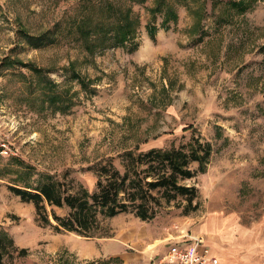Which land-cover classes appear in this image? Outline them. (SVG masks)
I'll list each match as a JSON object with an SVG mask.
<instances>
[{
    "label": "rangeland",
    "instance_id": "rangeland-1",
    "mask_svg": "<svg viewBox=\"0 0 264 264\" xmlns=\"http://www.w3.org/2000/svg\"><path fill=\"white\" fill-rule=\"evenodd\" d=\"M152 1L132 8L140 22L132 50L90 55L74 29L89 13L84 0H0V62L16 63L0 69V231L26 250L0 264H69L66 249L51 247L76 235L41 227L32 204L7 187L50 175L92 191L100 165L120 170L123 152L178 146L190 134L211 147L205 172L184 182L197 190V210L185 216L176 203L163 205L146 223L119 214L103 219L96 237L107 244L133 232L129 256L139 251L134 242L163 251L187 236L217 240L223 250L232 236L236 247L264 245V2L234 0L246 4L240 13L225 6L229 0H193L176 7L175 25L150 38ZM21 28L57 41L33 49L16 37ZM22 63L49 83L42 87ZM50 91L67 98L65 106L52 107ZM106 254L89 264H120Z\"/></svg>",
    "mask_w": 264,
    "mask_h": 264
},
{
    "label": "trees",
    "instance_id": "trees-1",
    "mask_svg": "<svg viewBox=\"0 0 264 264\" xmlns=\"http://www.w3.org/2000/svg\"><path fill=\"white\" fill-rule=\"evenodd\" d=\"M84 1L89 13L81 17L74 27L80 48L90 55L116 48L132 50L140 26L132 8L147 0ZM191 1L193 0H153L152 7L147 9L149 22L145 29L148 36L154 38L158 28L166 31L170 23L175 25L176 7H187V3ZM224 4L240 13L246 8L245 3L234 0ZM156 16L160 19L158 27L155 25ZM15 34L18 40L33 49L50 46L57 41L55 35L50 36L49 32L31 36L21 28ZM15 64L7 56L1 60L0 69L7 70V67ZM19 65L30 70L42 87L49 83L41 69L24 63ZM72 73L75 74L77 83L86 88L77 74ZM48 93L50 95L47 99L52 107L65 106L67 98L51 91ZM67 109L68 107H63L61 110L63 112ZM137 150L134 147L120 155V170L110 164L100 165L92 191L71 179L58 180L50 175L38 176L34 186H11L7 190L21 203L32 204L36 222L41 227L49 226L55 233H74L83 238L96 237L101 221L115 218L119 214H132L146 223L158 216L163 205L171 203H176V207L181 208V213L185 216L196 211L197 190L184 182L205 172L211 156L209 143L199 135L190 134L187 141L178 146L151 148L144 152ZM191 164L196 165L195 170L190 169ZM56 209L65 210V214L57 215ZM13 253L22 257L26 250L17 249L11 238L0 231V263L4 257H11Z\"/></svg>",
    "mask_w": 264,
    "mask_h": 264
},
{
    "label": "crops",
    "instance_id": "crops-1",
    "mask_svg": "<svg viewBox=\"0 0 264 264\" xmlns=\"http://www.w3.org/2000/svg\"><path fill=\"white\" fill-rule=\"evenodd\" d=\"M234 232V231H232ZM133 237V232L126 230L123 232L120 237L116 240L111 239L105 244L104 241H101L98 237L93 238H83L76 235H71L70 239H65L62 241H57L51 247V253H56L59 249L63 248L67 251V262L69 264H89L96 263L102 258L106 257L107 252H112L108 255L109 257H114V261L120 264H160V259L162 255L166 252L168 246L171 243L177 242H165L167 247L162 251L161 247H158L156 243L153 244H142L135 243V247L139 250L138 253L129 254L126 253L127 245H131L129 239ZM191 238L200 239L203 245L208 246L211 254L218 259V264H264V245H259L258 247L254 246L253 243H249L248 247L239 246L236 247L237 243L232 241L233 236L228 239L226 237L225 243L226 248L221 249L220 243L216 240L210 243H206L202 238L198 236H187L182 237V243H187ZM264 243V238L262 239ZM62 242V243H61ZM246 243V242H245ZM258 244H262L258 242ZM149 246H153L151 249H148ZM69 254V256H68Z\"/></svg>",
    "mask_w": 264,
    "mask_h": 264
},
{
    "label": "built area",
    "instance_id": "built-area-1",
    "mask_svg": "<svg viewBox=\"0 0 264 264\" xmlns=\"http://www.w3.org/2000/svg\"><path fill=\"white\" fill-rule=\"evenodd\" d=\"M160 260V264H218V259L211 254L209 247L194 238L187 243H171Z\"/></svg>",
    "mask_w": 264,
    "mask_h": 264
}]
</instances>
